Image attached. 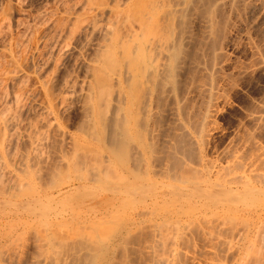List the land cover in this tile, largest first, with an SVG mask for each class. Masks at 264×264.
Returning a JSON list of instances; mask_svg holds the SVG:
<instances>
[{
  "label": "bare ground",
  "instance_id": "bare-ground-1",
  "mask_svg": "<svg viewBox=\"0 0 264 264\" xmlns=\"http://www.w3.org/2000/svg\"><path fill=\"white\" fill-rule=\"evenodd\" d=\"M13 1L20 7L21 1ZM81 1L83 4L78 6L79 8L82 6V8L78 9V12L82 10V16L77 13V16H73L72 13L67 16L68 18L66 17L71 26L66 24L68 26L66 29L70 28L71 31H69V36L76 31L78 25H81L78 23H82L81 20L85 17L86 29H91L90 32L100 29L105 33L101 36L106 37L105 40L101 38L105 43L101 40V43H104L101 45L103 49L100 54L97 52L99 57H95L98 58V64H93L92 70L87 69L89 72L92 71V79H90L92 81L89 86L86 84L88 89L85 87L87 89L85 92L87 93L84 94L82 91L84 95L82 101L83 99L84 101L81 103L84 105H81L83 118L80 120L83 121L85 117V123L83 121L84 125L78 127L90 129L92 134H89V129L81 128L84 132L88 131L90 136L86 135L90 137L92 143L93 141L97 144L103 142V156H98V158L94 156L96 151H94L95 147H91L92 144L88 146L89 154H85L88 157L94 149L93 156L97 159L101 157L98 161L105 157L106 165L98 163L93 158L98 164L94 160L92 167L86 166L90 168L85 166L81 167L82 169L79 168L83 162L77 167L75 163L78 164L81 160L79 158H86L85 156L76 158L77 155H81L80 153L76 155V152L82 151L83 142L79 141L80 145L74 139V144L78 142V146L74 147L70 140L74 151L77 147L79 149L82 146L76 152L70 147V152L73 151L76 155L75 158L70 157L72 152L69 153V149L65 150L66 145L62 148L64 141H62L61 147V142L58 143L63 132L60 136L55 134V137L59 136L56 141L54 139L57 137L54 138L53 134L56 126L52 127L53 131L49 130L50 122L54 120L49 123L48 121L43 122L44 127L42 126V128H45V124L50 125L49 128L46 126V129L53 132L51 139L57 143L54 145L52 142L53 148L54 146H57L55 148H65L64 151L69 154L63 152L62 157L57 156L60 155L58 152L61 153L62 149H60L61 151L53 150L51 144L48 143L51 149L44 148L48 149L47 152L53 150L52 159H49L52 163L47 162L46 158L50 157L49 154L44 157L46 161L44 159V162L42 161L43 148L38 146L41 144L40 137L46 134L42 133V128L35 125L34 129L38 128L41 131L39 136L40 132L33 129L35 126L32 122L33 125L29 124L30 120L29 122L26 120L28 122L26 126L22 123L23 111H28L27 107V110L24 109L27 102L25 105L22 103L25 102L24 97L27 99L31 93L24 90L23 86L21 87V84L24 82L26 84L27 81V77L25 79L22 76V61L17 60L13 56L14 54H11L9 57L12 59V68L9 66L10 62L7 63L9 66V69L6 66L7 70L4 66H0L1 69H5H2L3 73L0 70L2 73L0 81L6 80L12 84V88L11 84H8L11 90L6 89L8 85L5 89L3 88L6 91L0 88L2 93L10 92L2 98L0 94V264L5 263V258L10 259L12 252L15 253L12 259H15L17 253L14 252V249L16 250L17 243L21 239L24 241L26 239V244L28 242L27 250L26 247L24 248L27 251L25 262L27 261L29 264H264V144L259 141L260 137L264 135V97L260 99L258 96L260 100L251 106V110L249 109L250 102L247 104L250 111L248 110L247 113L244 111L246 116L243 114L246 124L241 125L240 128L235 127V133L233 129L234 134H229L231 138H227L229 141L228 144L225 143L227 145L224 149L221 148L222 145L213 148L211 144L213 141L215 143L212 138H215L216 133L213 135L211 131L216 121H214L216 118L212 119V117L215 109L217 110V102L221 99L222 91L232 80V77L229 78L225 88L220 87V83L226 76L220 75L222 79L218 77V68L222 61H217L219 63L217 67V49L223 47L220 39H225L228 34L227 32L225 35V31L232 18L240 17L248 10H255L254 13L264 15V0ZM8 4L11 5V2ZM73 4L75 5V3ZM74 5H70L72 9L75 7ZM70 6L68 8H71ZM5 8L7 7L5 6L3 11ZM6 10L8 11V9ZM66 10L67 8L65 13L70 9ZM250 12L248 11V13ZM4 13L5 11L0 15V35L3 33L5 37H8L5 32L10 26L6 23L9 15ZM257 13L255 15L258 16ZM71 15L74 17V19L72 17L73 21L69 20ZM256 17L255 19H257ZM103 18L104 21L107 20V23L101 25L100 21ZM242 19L244 18L240 20ZM252 21L255 20L252 19ZM105 22L102 21V24ZM260 28L258 25V29ZM248 31L250 33L251 30ZM62 32L60 30L59 33L56 32L59 34L58 37ZM247 35L249 36V34ZM220 36L222 37L220 38ZM250 37L254 40V37L251 35ZM256 37L257 41H253L254 44L256 43L255 46L259 43ZM2 39L4 40V37H1V41H3ZM7 39L9 43L6 38V41L3 42L10 46L9 49L7 48L9 50L7 52L10 53V50L14 48L13 46L11 49V44H16L17 37L15 36L13 43L12 39ZM18 39L21 41L20 37ZM247 39L252 40L249 37L246 38V41H248ZM56 41L47 49L54 47ZM21 42L17 41L15 47H19L18 44L22 45ZM61 43L60 45H62ZM0 44L4 48L8 47L3 46L2 42ZM251 45L248 46L249 49H252ZM262 45L260 44V47ZM60 47L54 48L55 51H53L56 53V49H62H59ZM198 48L201 49V52L197 50ZM205 50L208 52L204 56ZM259 50L264 49L259 48ZM50 51L52 48L48 52L50 53ZM51 53L46 54L51 57ZM251 57L253 56L251 55ZM251 57L249 58L251 59ZM222 58L223 61L226 60V57ZM50 59L52 60V58ZM35 60L37 62V59ZM94 60L97 61V59ZM44 61L42 60L43 63ZM253 62L250 60L248 65ZM257 66L254 68L256 69ZM220 68L223 69L222 65ZM236 70L238 69L236 68ZM250 70L253 69L250 68ZM243 71L246 72V70ZM216 72L217 76L214 75ZM227 72L229 76V70ZM39 77L42 79L41 76ZM64 82L66 84V81ZM6 84L3 83L1 86ZM231 84L227 87L228 89L232 87ZM70 85L67 87L68 90ZM42 86H44L48 101L47 105L44 100L45 105L48 106L46 111L44 107H47L41 105L43 114L48 113V110L49 113H52L53 109L57 108L55 107L57 102L64 101L60 93L58 95V92L63 90L60 88L63 85H59L60 89L56 91L54 97L50 90L52 88L47 87L46 81ZM220 88L223 90L220 91ZM65 89L62 92L66 97ZM22 90L28 91L29 95L26 97L27 94ZM70 93L72 94V92ZM224 94L222 100L228 99L226 96L229 92ZM32 98L30 96V99ZM255 98L253 100L256 102ZM23 99L24 102H22ZM163 101L165 102L163 105L165 111L162 110L163 106L162 109L160 108ZM225 101H222L223 105H225ZM41 102L43 103V101ZM61 103L59 104L61 105ZM59 104H57L58 107ZM29 107L31 108V106ZM29 112L30 110L27 113ZM40 117L39 114L37 120ZM23 119L25 120V118ZM37 122L40 125L41 118ZM240 123L237 122V126ZM156 126L159 128L155 130L160 132V128H165V139H163L164 133L162 134L163 138L161 137L162 140L159 136L156 137L154 132L152 133L154 131L152 128ZM22 128H29V131ZM31 128L34 132L30 131ZM216 128L220 131L218 126ZM217 129L215 130L217 131ZM49 131L45 130V133ZM222 132L223 130H221ZM63 135L62 140L68 137H65L64 133ZM258 135L261 136L258 138ZM48 136H45L44 139L46 137L48 139ZM70 136L71 134H69ZM68 138L65 140L66 142H69ZM211 139L212 141H210ZM43 140L41 147L47 141ZM43 142H45L44 145ZM216 147L217 151L220 148L221 151L219 150L218 156L212 157L211 154L215 153L210 154V150H216ZM90 148H92L91 151ZM98 148L97 150L101 153V149ZM37 152H40L41 156ZM82 152H85L84 149ZM45 154L44 152V156ZM54 154L58 158L55 157V159ZM68 155L70 158L67 157ZM59 157L61 161L57 163ZM86 159L88 160V158ZM86 159H83L84 164L87 163ZM53 161H57L56 165H59L54 166ZM92 161L88 160V163ZM41 162L44 164L47 162L45 166L51 163L54 167L51 168L50 164V168L47 166L49 168L47 169ZM39 163V166L41 167L42 164L47 171L44 168L34 167ZM34 168L38 169L35 171L37 175L41 169L42 172L45 170L43 174L41 173L43 176L37 177ZM71 173L73 174L69 176ZM69 191L70 194H68ZM65 198L67 199L65 200ZM21 249L23 251V247ZM17 258L22 259L21 256H17ZM12 259L7 264L18 260L11 261ZM21 259L18 262L23 263L24 260L21 261Z\"/></svg>",
  "mask_w": 264,
  "mask_h": 264
},
{
  "label": "rangeland",
  "instance_id": "rangeland-1",
  "mask_svg": "<svg viewBox=\"0 0 264 264\" xmlns=\"http://www.w3.org/2000/svg\"><path fill=\"white\" fill-rule=\"evenodd\" d=\"M11 2V5H9L8 3H10ZM0 0V12H2V13H0V15H2L3 14V12L5 11V13H7L9 16H7L8 18H7V20H8V22H7V20H6V23H7V25L9 26V28H8V30H10V31H8V30H6V35H8V37L6 36H4L3 35V33L0 35V43L2 42L3 43V46H8V47H6V48H4V47H2V46H0V66L1 67H5V69L7 70V68L9 67V66H11L12 65V62H11V57H9L11 54L17 59V60H19V61H22V65H23V71H22V76L25 78V77H27V81H26V84H24L25 82L22 80V82H24V83H22L21 84V87L23 86V88H25L24 90H28L29 91V93H31V98L32 99H30V96H28L29 94H27V92L28 91H23L22 90V92H24V93H26L27 95H25L26 97L28 96V98L31 100H29L28 98L26 99L25 97H24V99H25V102H24V99H23V101L22 102H24V104L22 103V105H25L26 104V102H27V106L25 105V110H27L26 109V107L28 108V111L30 110V112H32V113H27L28 111H23V116H25V117H21V119L23 120V122L22 123H24V125L26 126V125H28V122H29V120H30V123L29 124H31V125H33V126H39L38 128H42V126L44 127V124H43V122L44 123H46L47 121H48V123L51 121V120H54V121H52V122H50V124H51V126L50 125H48V126H50L51 128L54 126H56L54 129V131H53V128L51 129V128H49L46 124H45V128H42L43 130H41L42 131V133L43 134H46V135H44V136H41L40 138H41V144H42V140L44 139V137L45 136H48V139H44L43 141H49L50 140V142H47L46 141V144H45V142H43V145L45 144V145H47V146H43V147H41V144H40V146H38V147H40L41 149L43 148V149H45V148H49V149H51V148H53V143L54 142H56L57 140H58V137L60 136V134L63 132L64 134H65V137H69V134H71V136L73 137H67L68 138V140H69V142H70V140H71V142L74 144V139H75V141H80V142H83L84 144H88L87 145V147H85L86 145H84L83 143H82V145L85 147H83L81 150L83 151V149H84V153L82 152V151H80L79 149L82 147V146H80L79 147V149H78V147H77V149L79 150V151H77V149H76V151H74V148H72V144H71V142L69 143L68 141L66 142L65 140H67V138H65V139H63L62 140V136L64 137V135H63V133H62V135L60 136V139H59V141H58V143L59 142H61V145H60V147L62 146V141H64V144H63V146H62V148L66 145V151L68 150V152L69 153H71L72 152V155L70 156V157H74L75 158V156L77 155V154H81V155H77L76 156V158L77 157H79V156H85L86 158H88V160L89 161H92L93 160V158H95L97 161L101 158V157H99V159H97L98 158V156H103V154H102V152L104 151V149L102 148V147H104V145L102 144H97V143H95V141H93V143H92V141H90V135L89 134H92L91 133V131H90V129L89 128H83V127H81L82 129H85V130H88V131H90V133L88 134L87 132L88 131H86V132H84L81 128H79L78 126H82V125H84L82 122L85 120V117H84V120L83 121H81L82 120V116H83V114H81V113H83L82 112V106L84 105H82V103L81 102H83L84 101V99H83V101H82V98H84V95H83V92H84V94L85 93H87V92H85L88 88H87V86H89V83H91V81L92 80H90V79H92L91 78V76H92V71H88V70H92V68H93V66L94 65H96V63L98 64V58H95L96 56H98L99 57V55H98V53L97 52H99V54H100V52L102 51V47L103 46H101L102 44L104 45V43H105V41H103V39L105 40V37L106 36H104V38H103V36H101V35H104L105 33H103V32H101L102 30H92L93 32H90V30L87 28L86 29V21L84 20L85 19V17H84V19H82L81 21H82V23H78V24H81V25H78L79 27V29L78 28H76V31L75 30H73V31H75V32H72V34H71V36H69L70 35V28L67 30L66 28L68 27V26H70L69 24V21L67 22V20L68 19H66V17L67 16H69V14H72L73 13V16H77V15H79V14H81V16H82V10H81V12L79 13L78 12V9L80 10V8H82V6L79 8V6L80 5H82L83 4V2L80 0H65V1H63V0H19V1H21V2H19V3H21L20 4V7L18 6V4L17 5H15V2L13 1L12 2V0ZM49 1V2H48ZM58 3H57V2ZM63 1V3H61ZM78 1V2H77ZM8 2V3H7ZM24 2V3H23ZM42 2V3H41ZM5 3H7V4H5ZM69 3V4H68ZM72 3V4H71ZM73 3H75V5L73 4ZM79 3V4H78ZM61 4V5H60ZM67 4H68V6H75V7H73V9H72V7L71 8H68V6H67ZM67 7H66V6ZM79 5V6H78ZM7 7V8H5V10L3 11V9H4V7ZM9 6V7H8ZM11 6V7H10ZM56 6V7H55ZM62 6H63V8H62ZM37 7V8H36ZM67 8V10L68 9H70L69 11H67V13H65V9ZM76 7H78V8H76ZM10 8V9H9ZM44 8V9H43ZM65 8V9H64ZM75 8H76V12H75ZM6 9H8V11L6 10ZM12 9V10H11ZM18 9V10H17ZM35 9V10H34ZM43 9V10H42ZM11 10V11H10ZM58 10V11H57ZM72 10V11H71ZM39 13H37V12ZM56 11V12H55ZM62 11H63V13H62ZM248 11L250 12V13H248ZM247 11V13H245L244 15H240V17L241 18H244V19H242V20H240L241 18L239 17H236V18H232L233 20H234V22H233V20L231 19V21H230V23H232L231 25H230V23L228 24V27L227 28H229V29H227L226 28V31H225V35L227 34V32H228V34L225 36V39H220L222 36H220V40H221V43H223V47H222V45L221 44H219V45H221V49H217L216 51L218 52V57L216 58V64H217V67H218V65H219V63H217V61H222V62H225L224 64L221 62L220 64L222 65V68L224 69H222L221 70V65H219L220 67L218 68L219 69V71H218V77L219 78H221L222 79V75H226V76H224V80H222L223 82H221L220 84V87H224L225 86V84L227 85L228 83L229 84H231V86L232 87H230L229 89L227 88V87H229L230 85L228 84L227 85V87L223 90V88H220V91L221 90H223V91H225V90H228V91H225L226 93L227 92H229V94H227V96L226 97H228V99L227 98H224L223 100H222V96H223V94L225 93V92H223L222 91V96L219 98L220 100H218V102H217V110H218V112H216L217 110L215 109V112H214V114H213V117H212V119L213 118H216V119H214V121H215V124L219 127V129H220V131L216 128L217 126L215 125V124H213V126H214V128H213V130H211L212 131V134L213 133H215V138H212L213 140H215V143H214V141L213 142H211V144H212V147L214 148L215 146H217V147H220L221 145V148L223 147V149L226 147V145L228 144L227 142L229 141L227 138H231L230 137V133L231 134H234L236 131V129H235V127L236 128H240V126L241 125H245L246 124V118H244L243 119V117H245L246 116V113L248 112V110L250 109H252V107L251 106H253L254 105V103L256 104V103H258V101L262 98V97H264V96H262V95H264V94H262V92H264V68H262V67H264V65H262V64H264V50H259V48H261V49H264V47H262V46H264V45H262V43H264V41H262V39H264V27H262V26H264V25H262V24H264V15H259L257 12H255L254 13V11L255 10H248ZM12 12V13H11ZM70 12V13H69ZM4 13V14H5ZM11 13V14H10ZM41 13V14H40ZM60 13V14H59ZM75 13V14H74ZM76 13H77V15H76ZM258 14V16L257 15H255V14ZM7 14H5V15H7ZM66 14H68V15H66ZM33 15V16H32ZM61 15V16H60ZM250 15H251V17H250ZM42 16H43V18H42ZM72 15L70 16V18L71 19H69L70 21L72 20L73 21V19H74V17H73ZM80 16V17H81ZM253 16V17H252ZM257 18V19H255V17ZM60 17H61V19H60ZM62 17H65L64 19L62 18ZM72 17H73V19H72ZM246 17V18H245ZM38 18V19H37ZM58 18V19H57ZM68 18V17H67ZM104 18H106V17H104ZM104 18L103 19H101L103 22H105V23H103L102 24V21H100L101 22V25H104V24H106L107 23V20L105 19V21H104ZM236 19V20H235ZM238 19V20H237ZM248 19V20H247ZM252 19H254L255 21V23L252 21ZM63 20V21H62ZM244 20H245V23H244ZM248 22H247V21ZM262 20V21H261ZM29 21V22H28ZM52 21H53V23H54V25H52L53 23H52ZM85 23H84V22ZM238 21V22H237ZM241 21H242V23H241ZM22 22V23H21ZM34 22V23H33ZM64 22H65V26H64ZM238 24H237V23ZM240 22V23H239ZM252 22V23H251ZM256 22H257V24H256ZM9 23V24H8ZM45 23V25H43ZM56 23V24H55ZM61 23H63V24H61ZM68 23V24H67ZM248 23H249V25H250V23H251V25H252V27H251V25L249 26L248 25ZM260 23V24H259ZM262 23V24H261ZM25 24H27V25H25ZM61 24V25H60ZM68 26H67V25ZM241 24H243V25H241ZM245 24H247V25H245ZM255 24V25H254ZM57 25V26H56ZM63 25V26H62ZM82 25H84V27H82ZM254 25V26H253ZM257 25V26H256ZM258 25H259V27H261L260 29H258ZM262 25V26H261ZM80 26H81V28H80ZM230 26V27H229ZM233 26H234V28H233ZM237 26V27H236ZM239 26V27H238ZM244 26V27H243ZM245 26H247L246 28H248V29H246L245 28ZM51 27V28H50ZM56 27V28H55ZM64 27V28H63ZM71 27V26H70ZM232 27V28H231ZM236 27V28H235ZM257 29H256V28ZM230 28H231V30H230ZM250 28V29H249ZM252 28V29H251ZM49 29V30H48ZM55 29H57V30H55ZM82 29H83V31H82ZM98 29V28H97ZM236 29V30H235ZM245 29V30H244ZM253 29H254V33H253ZM262 29V30H261ZM59 30L60 31H63L62 33H60V36L58 37V33H59ZM65 30V31H64ZM67 30V31H66ZM79 30V31H78ZM84 30H85V32H84ZM86 30H87V32H86ZM234 30V31H233ZM248 30H251L250 31V33H249V31ZM70 31V32H69ZM229 31H230V35H229ZM232 31V32H231ZM244 31V32H243ZM246 31H248V32H246ZM255 31H257V32H255ZM261 31V32H260ZM8 32H10V33H8ZM36 32H37V34H36ZM51 32V33H50ZM55 32V33H54ZM56 32H58V33H56ZM78 32H80L81 34H79ZM239 32V33H238ZM246 32V34H244ZM258 32H259V35H258ZM16 33H18L17 35H16ZM29 33H30V35H29ZM64 33V34H63ZM76 33H78V34H76ZM86 35H85V34ZM90 33V34H89ZM102 33V34H101ZM242 33V34H241ZM10 34V35H9ZM23 34V35H22ZM41 34V35H40ZM84 34V35H83ZM92 34V35H91ZM244 34V35H243ZM247 34H249V36L247 35ZM261 34V35H260ZM11 35H13L12 37H11ZM64 35V36H63ZM74 35V36H73ZM90 37H89V36ZM247 35V36H246ZM250 35L252 36V37H254V40H255V37H256V39H258V49H257V47L255 46V44H254V40L250 37ZM255 35V36H254ZM15 36L17 37V41L20 43L22 40V45L21 44H18L19 45V47H15V45L17 44V41L15 42L16 44L14 45V44H11L12 46H11V49L13 48V46H14V50L12 49V50H10V53L9 52H7V51H9L8 49L10 48V46L8 45V43H9V41H8V39L7 38H9V39H12V43H13V41H14V39H15ZM69 38H68V37ZM1 37L3 38L4 37V40L3 41H6L7 40V42L8 43H6V45L4 44L5 42H3V41H1ZM14 37V38H13ZM18 37H20V40L21 41H19V39H18ZM29 37V38H28ZM51 37V38H50ZM57 37V38H56ZM94 37V38H93ZM230 37V38H229ZM250 38V39H252V40H250V41H252L253 43H251L250 41H249V39H247L248 41H246V38ZM261 37H262V39H261ZM5 38H6V40H5ZM22 38V39H21ZM68 38V39H67ZM85 38V39H84ZM101 38H103V39H101ZM228 38V39H227ZM238 38H239V40H238ZM243 38V39H242ZM260 38V39H259ZM31 39V40H30ZM55 39V40H54ZM88 39V40H87ZM96 39V40H95ZM227 39V40H226ZM52 40V41H51ZM56 41V45L54 46V47H50V49H47V48H49V46L51 45V44H54L53 42L54 41ZM100 40V41H99ZM101 40H102V42H104V43H101ZM220 40H218V41H220ZM225 40V41H224ZM229 40V41H228ZM66 41V42H65ZM234 41H236V42H234ZM257 40H255V42H256ZM261 41V42H260ZM24 42V43H23ZM59 42V43H58ZM62 42V43H61ZM97 42V43H96ZM226 42V43H225ZM238 42V43H237ZM50 43V44H49ZM60 43L62 44V45H60ZM64 43V44H63ZM66 43V44H65ZM68 43V44H67ZM82 43V44H81ZM84 43V44H83ZM248 43H250V44H248ZM23 44H26V45H24L23 46ZM35 44V45H34ZM98 44V45H97ZM224 44H225V46H224ZM228 44V45H227ZM234 44V45H233ZM247 44V45H246ZM251 44H254V45H251ZM260 44L262 45L261 47H260ZM1 45V44H0ZM58 45V46H57ZM97 45V46H96ZM218 45V46H219ZM237 45V46H236ZM252 46V47H250V48H252V49H249V47L248 46ZM17 46V45H16ZM23 46V47H22ZM53 46V45H52ZM59 46H61L59 49H61V50H58V49H56V53L54 52L55 51V49L54 48H58ZM100 46V47H99ZM254 46H255V49H253L254 48ZM65 47V48H64ZM69 47V48H68ZM220 47V46H219ZM8 48V49H7ZM22 48V49H21ZM45 48V49H44ZM51 48H52V51L54 52V54H53V52L52 51H50V53H51V57L50 56H48L46 53H48V54H50L48 51L49 50H51ZM3 49V50H2ZM31 49H33V50H31ZM48 51H47V50ZM100 51H99V50ZM225 50V51H221V50ZM38 50H39V52H38ZM45 50V51H44ZM58 50V51H57ZM72 50V51H71ZM94 50V51H93ZM197 50H201L200 48H198ZM255 50H259V51H256V53L254 52ZM3 51V52H2ZM5 51H6V53H5ZM11 51H12V53H11ZM14 51V52H13ZM27 51H28V53H27ZM29 51H31V52H29ZM36 51V52H35ZM67 51V52H66ZM83 51V52H82ZM198 51V52H199ZM219 51H220V53H219ZM38 52V53H37ZM60 52V53H59ZM80 54H79V53ZM82 52V53H81ZM201 52V51H200ZM206 52H208V51H204L202 54L205 56V54H206ZM227 52V53H226ZM262 52V53H261ZM25 53V54H24ZM86 53V54H85ZM92 53H93V55H94V58H93V55H92ZM223 53H225L226 55H228V56H226V55H224ZM262 54V56H261V54ZM8 54V55H7ZM16 54V55H15ZM19 54V55H18ZM21 54V55H20ZM31 54V55H30ZM34 54V55H33ZM40 54V55H39ZM56 54V55H55ZM58 54V55H57ZM60 54V55H59ZM64 54V55H63ZM223 54V55H222ZM250 54V55H249ZM24 55H26V56H24ZM29 55V56H28ZM36 55V56H35ZM47 55V56H46ZM223 57L224 56V58L226 57V60L224 59V61H223V58L221 57V56ZM251 55L254 57H251ZM47 58H46V57ZM53 56V57H52ZM55 56H58V57H56V58H58V59H56L55 58ZM84 56V57H83ZM259 56H261V57H259ZM19 57V58H18ZM29 58V60H27L28 58ZM35 57V58H34ZM39 57V58H38ZM41 57H43V58H41ZM52 58V60L50 59V58ZM79 57V58H78ZM227 57H228V60H227ZM249 57H251V59L249 58ZM261 58L260 60H259V58ZM15 58H13V59H15ZM34 58V59H33ZM44 58H46L45 59V61H44ZM48 58H49V60H48ZM89 58V59H88ZM254 59V62H253V59ZM15 59V60H16ZM21 59V60H20ZM24 59V60H23ZM26 59V60H25ZM35 59H37V62H36V60ZM93 59V60H92ZM94 59H97V61H95ZM222 59V60H221ZM249 59V60H248ZM257 59H258V61H257ZM42 60L44 61V63L42 62ZM46 60H48L47 62L48 63H46ZM57 60V61H56ZM250 60H252V62L254 63V66H257L258 64L260 65H258L257 67H256V69L254 68V66L252 67V65H253V63L251 64V65H248V63L250 64ZM27 61V62H26ZM29 61V62H28ZM50 61V62H49ZM77 61V62H76ZM90 61V62H89ZM228 61V62H227ZM249 61V62H248ZM256 61V62H255ZM5 62V63H4ZM8 62H10V64H9V66H7V63ZM42 62V63H41ZM55 62V64H53ZM95 62V63H94ZM4 63V64H3ZM30 63V64H29ZM86 63V64H85ZM232 63H233V65H232ZM247 63V64H246ZM37 64H39V65H37ZM41 64V65H40ZM91 64V65H90ZM94 64V65H93ZM243 66H242V65ZM31 65V66H30ZM34 65V66H33ZM44 65V66H43ZM93 65V66H92ZM223 65H225V66H223ZM6 66H7V68H6ZM40 66H41V68H40ZM232 66V67H231ZM235 66H237V67H235ZM240 66H242V67H240ZM1 67H0V70H2L1 69ZM36 67V68H35ZM43 67H44V69H43ZM48 67H50L51 69H49ZM260 67V68H259ZM11 68H12V66H11ZM24 68H26L25 70H24ZM55 68V69H54ZM85 68V69H84ZM236 68L238 69V70H236ZM239 68L241 69L240 71H239ZM250 68L251 69H253V70H250ZM5 69H3V70H5ZM9 69V68H8ZM88 69V70H87ZM233 69V70H232ZM259 69V70H258ZM3 70H2V73H3ZM36 72H35V71ZM38 70H40L39 72H38ZM86 71V73H85V71ZM229 70V76L227 75V71ZM231 70V71H230ZM243 70H246V72L245 71H243ZM257 70V71H256ZM262 70V71H261ZM33 73H32V72ZM48 71H49V73H48ZM222 72V74H221V72ZM226 73H225V72ZM251 71H253V72H251ZM35 72V73H34ZM84 72V73H83ZM2 73H0V76L2 75ZM38 73V74H37ZM220 73V74H219ZM225 73V74H224ZM237 73V74H236ZM242 73V74H241ZM24 74H26L25 76H24ZM40 74V75H39ZM49 74H51L50 76H49ZM66 74V75H65ZM68 74V75H67ZM217 74V72L214 74L215 76H217L216 75ZM232 74V75H231ZM44 75V76H43ZM47 75H48V77H47ZM221 75V76H220ZM231 75V76H230ZM39 76H41V78L42 79H40V77ZM46 76V77H45ZM52 76V77H51ZM63 76V77H62ZM70 78H69V77ZM228 76V78H226ZM234 76V77H233ZM22 77V79H24ZM231 77H232V80H230L231 79ZM63 78V79H62ZM230 78V79H229ZM26 79V78H25ZM45 79V80H44ZM69 79V80H68ZM73 79V80H72ZM2 80H4V79H2ZM44 80V81H43ZM67 80H68V82H67ZM84 80V81H83ZM86 80H88V81H86ZM230 80V81H229ZM5 81L6 80H4L3 82L2 81H0V84L1 85H3V83L4 84H6V85H4V86H1L0 85V88H2V90H3V88L5 89L6 88V86L8 85V84H11V82H9V81H6V83H5ZM45 81H46V85L48 84V86L47 87H49V88H52V89H50V90H52V97H54V94L56 95V91L58 90L59 91V89L61 88V89H63V90H60L59 92H58V95H59V93H60V96H62L63 97V100L64 101H62V103L61 102H57V104H59V103H61V105L59 104V107L57 106V104H56V106L55 107H57L56 108V110H54L53 109V111L54 112H50L49 113V110H48V113H45V114H43L44 113V111H43V107L44 106H46L47 108H45L44 107V110L46 111V109H48V101H47V98H46V95H45V92H44V86H42V85H44V83H45ZM62 81V82H61ZM64 81H66V84H65V82ZM72 81V82H71ZM229 81V82H228ZM232 81V82H231ZM48 82V83H47ZM70 82H71V85H70ZM82 82V83H81ZM87 82V83H86ZM228 82V83H227ZM231 82V83H230ZM234 82V83H233ZM69 83V84H68ZM224 83V84H223ZM63 85V87H60V86H62ZM70 85L69 86V90H68V85ZM83 85V87H82V85ZM86 84H87V86H86ZM236 84V85H235ZM51 85H52V87H51ZM60 85V86H59ZM65 85V86H64ZM67 85V86H66ZM235 85V86H234ZM25 86V87H24ZM54 87V88H53ZM60 87V88H59ZM65 87H66V89H65ZM79 87V88H78ZM87 89H86V88ZM11 88H12V84H11ZM11 88H10V85H8L7 86V88L6 89H8V90H11ZM82 88H84L83 90H82ZM35 91H34V90ZM64 89H65V95H66V97L64 96ZM86 89V90H85ZM7 90V91H8ZM81 90V91H80ZM261 90H262V92H261ZM3 91H6V90H3ZM2 91V92H3ZM63 91V92H62ZM67 91H69V92H67ZM77 91V92H76ZM83 91V92H82ZM1 91H0V94H1V98H2V96H6V93H10V92H4V93H2ZM70 92H72V94L70 93ZM23 93V94H24ZM63 93V94H62ZM69 93V94H68ZM76 93V94H75ZM3 94V95H2ZM71 94V95H70ZM79 94V95H78ZM81 94V95H80ZM261 96H260V95ZM57 95V96H58ZM224 95H226V94H224ZM24 96V95H23ZM45 96V97H44ZM80 96V97H79ZM83 96V97H82ZM260 97V99H259V97ZM253 97V98H252ZM256 97V98H255ZM1 98H0V100H1ZM56 98V97H55ZM54 98V99H55ZM75 98V99H74ZM256 99L257 101L255 102V100H253V99ZM3 99H4V97H3ZM6 99V98H5ZM33 99H34V101H33ZM67 99V100H66ZM78 99H79V101H78ZM227 99V100H226ZM249 99H251L252 101H253V103H251L252 101L251 100H249ZM36 100H37V102H36ZM44 100H45V102H46V104L47 105H45V102H44ZM66 100V101H65ZM165 100V99H164ZM227 102H226V101ZM33 101V102H32ZM41 101H43V103L41 102ZM70 101V102H69ZM222 101L224 102L225 101V105H223L222 104ZM248 101V102H247ZM65 102V103H64ZM68 102V103H67ZM246 102V103H245ZM249 102H250V104H249ZM34 103H35V105H34ZM39 103H40V108L38 107V105H39ZM67 103V104H66ZM72 103V104H71ZM28 104H31V105H28ZM36 104H37V107H35L36 106ZM44 106H43V105ZM64 104V105H63ZM221 104V105H220ZM246 104V105H245ZM247 104H249L250 106V108L248 107V105ZM43 107H42V106ZM82 105V106H81ZM163 105H165V102L163 101V104L161 105V109H162V106ZM220 105V106H219ZM222 105H223V108H222ZM29 106H31V108L29 107ZM246 106V107H245ZM35 107V108H34ZM164 108L162 109V110H164L165 109V106H163ZM221 109H220V108ZM249 109H248V108ZM30 108V109H29ZM34 108V109H33ZM63 108V109H62ZM246 108V109H245ZM36 109V110H35ZM42 109V111H40ZM59 109V110H58ZM79 109L81 110V112L79 113ZM33 110H34V113H33ZM249 110V111H250ZM39 111V112H38ZM61 111H64V112H61ZM165 111V110H164ZM163 111V112H164ZM244 111L246 112V113H244ZM27 114H26V113ZM38 112V113H37ZM42 112V113H41ZM57 112V113H56ZM61 112V113H60ZM162 112V113H163ZM220 112V113H219ZM32 114V115H31ZM39 114H40V118H41V122H40V125H39V123L37 122L38 120H40V118L37 120V118H38V116H39ZM43 116H42V115ZM46 114H48L47 116H45ZM62 114V115H61ZM163 114H165V112L163 113ZM217 114V115H216ZM243 114L245 115V116H243ZM57 115H59V116H57ZM78 115H79V117H78ZM214 115H216L215 117H214ZM28 116V117H27ZM36 116V117H35ZM165 116V115H164ZM27 117V118H26ZM44 117H46V118H44ZM23 118H25V120L23 119ZM54 118V119H53ZM79 120H78V119ZM240 118V119H239ZM42 119H44V121H42ZM48 119V120H47ZM81 119V120H80ZM242 119V120H241ZM28 122H27V121ZM33 120H37V121H33ZM242 121L241 123H240V121ZM244 120H245V123H244ZM25 121H26V123H25ZM77 121H79V122H77ZM81 121V122H80ZM33 124H32V123ZM55 122V123H54ZM237 122H238V124L240 123V125H238L237 126ZM36 123H38V124H36ZM43 125H42V124ZM47 123V124H48ZM80 123V124H79ZM84 123H85V121H84ZM52 124H54V125H52ZM75 124V125H74ZM30 125V126H31ZM77 125V126H76ZM24 126V127H25ZM33 126H31V127H33ZM36 126L35 127H33V129L34 128H36ZM49 128V130H51V131H53L52 133L54 134V138H56V139H54V140H56V141H52V133L49 131V130H47L46 128L47 127ZM216 126V127H215ZM60 127V128H59ZM77 127V128H76ZM34 129L35 131H37L38 133H39V136L41 135V131L39 130V129ZM158 129L159 127H154V128H152V130L154 129V131H152V133L154 134V135H156V137L157 136H159L160 138L162 137L163 138V133L165 132V128H160V130H161V132L159 131V130H155V129ZM23 130H25L26 129V131H29L27 128H22ZM21 129V130H22ZM33 129L31 128V130L30 131H32V132H34L33 131ZM46 131H49V132H46L45 133V130ZM57 129V130H56ZM75 129V130H74ZM78 129V130H77ZM92 130H93V128H91ZM215 129H217V131L215 130ZM233 129H234V133H233ZM22 130V131H23ZM61 130V131H60ZM221 130H223V134L221 133ZM21 131V133L23 134V132ZM25 131V133L27 134V132ZM60 132V133H59ZM98 132V131H97ZM156 132V133H155ZM218 132V133H217ZM219 132H220V134H219ZM49 133V134H48ZM50 133H51V135H50ZM68 133V134H67ZM99 133V132H98ZM25 134V135H26ZM48 134V135H47ZM55 134H59V136H56L55 137ZM86 134H88V135H86ZM93 134H96V133H94L93 132ZM100 134V133H99ZM86 135V136H85ZM101 135V134H100ZM214 135V134H213ZM212 135V137H214ZM23 136H24V134H23ZM51 136V137H50ZM217 136V137H216ZM228 136V137H227ZM231 136H233V135H231ZM261 135H258V138L260 137ZM43 137V138H42ZM49 137H50V139H49ZM78 138V139H77ZM86 138V139H85ZM162 138H161V140H162ZM262 138H264V135H262L261 137H260V139H259V141H261V144H264V139H262ZM163 139H165V133H164V138ZM212 139L210 140V141H212ZM88 140H89V142H88ZM85 141H86V143H85ZM53 142V143H52ZM78 142H75V144H74V147H76V146H78L77 145V143ZM78 143V144H80L81 145V143ZM88 142V143H87ZM51 144V148H50V146H49V144ZM65 143H69V144H65ZM95 143V144H94ZM219 145H218V144ZM225 143H227V144H225ZM91 144H92V146H91ZM54 145H57V143H54ZM59 145V144H58ZM68 145V146H67ZM91 146V147H95V150L94 151H96V152H92L93 150H92V148H90V151H91V153H90V155L87 157V155L89 154V147L88 146ZM101 147H100V146ZM224 145V146H223ZM45 147V148H44ZM55 147H57V146H54V148H53V150H57V151H59L60 149H62V148H55ZM70 147L72 148L71 150H73L74 152H76V155H74V153H73V151H71L70 152ZM97 147H99L98 149H101V153L97 150ZM216 147V150L215 149H211L212 151H214V152H212L211 150H210V154L211 153H215V154H211L212 155V157L214 156V155H216V156H218V152H220L221 151V148L217 151V148ZM87 148V149H86ZM42 149V151L39 149V148H37V150H39L40 152H42L43 153V157L41 156V153L40 152H37L38 153V155H40L41 156V158H42V161H43V159H44V161H46V159H48V163L49 162H51L52 163V161H50L51 159H52V151L50 152V150L47 152V150L45 149V150H43ZM64 149H62V152L60 153V152H58L60 155H57V156H60V157H62L63 155V152H65L64 151ZM103 150V151H102ZM61 151V150H60ZM88 153H87V152ZM97 151H98V153H97ZM217 151V152H216ZM44 152L46 153L45 154V156H44ZM56 152V151H55ZM54 152V153H55ZM40 153V154H39ZM66 154H69V153H67V152H65ZM87 155H86V154ZM47 154H49L48 156H50V157H48V158H44V157H47L46 155ZM92 154V155H91ZM93 154H94V156H96V157H94L93 156ZM55 154H54V158L55 157H57ZM91 156V157H90ZM93 156V157H92ZM59 157V161L57 162V161H53V163H54V166L57 164V163H59L61 160V158ZM67 157H69V155L67 156ZM69 157V158H70ZM58 158V157H57ZM86 158H83V157H81V158H79V159H81V160H79V162H78V164L77 163H75V161H76V159H73V160H75V161H73L74 163H75V165L77 166V167H79V165L82 163V165H80V167L79 168H83L84 166L86 167L87 165H89V166H91L92 164L94 165V160L92 161V162H89L88 163V160L86 159ZM104 158L105 157H103V160L101 159V161H98V163H101V164H105L106 165V162H105V160H106V158H105V160H104ZM50 159V160H49ZM56 159V158H55ZM83 159L85 160L86 159V161L85 162H87L86 164H84V161H83ZM96 160H95V163H97L96 162ZM43 161V162H44ZM46 162V163H47ZM57 162V163H56ZM42 163V162H41ZM45 163V164H46ZM50 163V164H51ZM62 163V162H61ZM97 163V164H98ZM43 164V166H45V164L44 163H42ZM42 164H41V167L39 166L40 165V163L37 165V166H39V167H37V166H34L35 168H44L43 166H42ZM50 164H48L47 166L50 168ZM97 164H95V165H97ZM52 166H51V168L52 167H54L53 166V164H51ZM59 165V164H58ZM58 165H56V166H58ZM92 165V166H93ZM47 166H45V167H47ZM91 166V167H92ZM47 167V169H49ZM34 168V169H35ZM78 168V169H79ZM81 168V169H82ZM86 168H90V167H86ZM45 170H46V168H44ZM38 169H35L34 170V172L35 171H37ZM40 170V169H39ZM45 170L43 171V172H45ZM47 171V170H46ZM39 172V171H38ZM43 172H42V169H41V172L37 175V172H35V174L37 175V177L39 176V175H41V173L43 174ZM73 173H71V174H69V176H71ZM41 176H43V175H41ZM68 194H70V191H69V193ZM67 194V195H68ZM68 198H70V197H68ZM67 198H65V200H66ZM64 200V199H63ZM68 202H69V200H67ZM67 201H62L63 203H68ZM20 241V242H19ZM18 241V243H17V248H16V250L14 249V252H16L17 254H16V257H15V259H18L19 261H20V259L19 258H17V256L18 257H22V259L24 260V261H22V259H21V261L24 263L25 262V256H26V253H27V247H28V242H27V244H26V239H25V241L23 240V239H21V240H19ZM24 242H25V244H24ZM18 244H19V246H18ZM16 245V244H15ZM24 245V246H23ZM19 247V248H18ZM21 247H23V251H21L22 249H21ZM24 247H26V250H25V248ZM14 248H15V246H14ZM12 249H13V247H12ZM11 249V250H12ZM21 249V250H20ZM26 252H25V251ZM13 253V252H12ZM11 253V256L12 257H14L13 255L15 254V253H13L12 254ZM22 253V254H21ZM25 254V255H24ZM12 257L10 258V256H9V258L10 259H12ZM24 257V258H23ZM7 259L8 258H5V263L4 264H7V262H9V260L10 259H8V261H7ZM14 259V258H13ZM13 259L11 260V261H13ZM14 259V260H15ZM18 260H15L16 262H12V264H15V263H21V262H18ZM23 263H21V264H23ZM24 264H29V263H27V261L24 263Z\"/></svg>",
  "mask_w": 264,
  "mask_h": 264
}]
</instances>
